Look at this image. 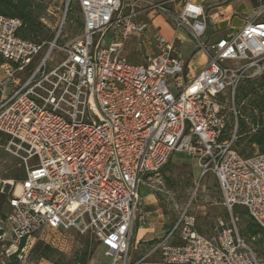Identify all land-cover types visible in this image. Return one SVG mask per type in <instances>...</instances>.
Listing matches in <instances>:
<instances>
[{
  "label": "built area",
  "instance_id": "2783aa9c",
  "mask_svg": "<svg viewBox=\"0 0 264 264\" xmlns=\"http://www.w3.org/2000/svg\"><path fill=\"white\" fill-rule=\"evenodd\" d=\"M75 2L83 28L54 66L65 16L47 44L19 38L21 22L0 17L3 95L8 90L0 99V134L25 172L8 199L11 248L48 231H75L91 236L110 264H132L134 228L152 227L139 189L174 155L186 154L195 158L199 180L214 175L229 221H217L205 237L184 210L149 256L164 264H264L238 235L233 216L244 209L264 236V154L242 156L234 148L236 91L264 75V0L241 29L214 43L204 41L208 18L191 0ZM141 14L164 16L173 37L152 35L155 55L130 65L119 54L132 37L143 44L149 24L135 21ZM182 33L207 61L191 78L179 53ZM224 102L235 119L226 139ZM18 264H27L26 257Z\"/></svg>",
  "mask_w": 264,
  "mask_h": 264
},
{
  "label": "rangeland",
  "instance_id": "374dc122",
  "mask_svg": "<svg viewBox=\"0 0 264 264\" xmlns=\"http://www.w3.org/2000/svg\"><path fill=\"white\" fill-rule=\"evenodd\" d=\"M46 1L50 5L48 20L51 23L50 28L54 36L59 22L64 16L66 18V22H64L61 35L57 43L59 49L55 50L50 58L49 65L54 66L64 58L61 50L63 45L70 40L76 39L81 34L80 25L82 23V17L78 4L75 0H70L69 3L68 0ZM70 3L71 8L68 11ZM248 15V12L239 11L232 22V26L237 28L241 23H243L244 18ZM223 29L225 30V28ZM224 30L222 32H224ZM222 32L220 31V33ZM163 34L169 36L170 31L167 28H163ZM182 34L184 41L181 45L180 54L183 59H189L193 45L191 39L185 33ZM110 39L111 36L107 35L105 38V47L109 46ZM48 50L49 46H46L44 51L40 54V59L45 56ZM119 57L130 65H134L138 61H141V57L131 52L128 47L124 48L120 52ZM35 65L36 64L28 68L27 72L33 69ZM27 75L28 73L17 78H19L22 82ZM2 83L3 77L0 71V99L8 93L7 90L3 95ZM234 104L236 111L238 112L239 110L236 105V98L234 100ZM224 105V115L226 116L228 127L233 129L235 126V119L230 112L231 103L224 102ZM238 121L239 116L237 119V128ZM5 140L6 138L0 135V196H6L9 199L14 194L15 188L18 185L15 181V177L20 176L23 178L25 172L17 153L7 148ZM244 148L245 146L243 144L242 147L238 149V152H241ZM256 153L257 151L252 153L248 149L244 151V155L246 156H251ZM171 161L158 174L145 178L143 184L152 189L153 193L157 197L160 207L168 214H171L175 221L184 210H187L196 219V229L205 236H212L215 233L218 219L224 223H228L229 221V217L224 207L221 205L220 192L214 175L208 173L204 178L199 180L200 169L196 160L186 154H176L173 156V161L176 165L172 164ZM239 209L242 212L245 211L242 208ZM235 210L236 208L233 210V216L238 235L259 258H264V244L261 247H257L252 241L243 236L242 230L245 220H243V217L237 216ZM7 213L8 206H5L4 218L0 216V230L2 231V240L0 242L4 246V250H7L9 254H12L14 253V249L11 248L12 241L10 237V230L5 221ZM246 218L248 219L247 215ZM86 241L89 242L90 250H92L93 255L99 252L104 256V249L100 247L91 236L80 235L75 231H48L42 236L35 235L25 241L24 248L20 250L19 253L20 257H26L27 264H77V261L81 259L80 253L83 250ZM36 243L49 245L56 251V254L52 256L51 262L44 260L40 262L35 261V256L32 255L31 250ZM157 257L159 258L160 264H164L160 257ZM3 261L4 259L1 257L0 264Z\"/></svg>",
  "mask_w": 264,
  "mask_h": 264
},
{
  "label": "trees",
  "instance_id": "16d2710c",
  "mask_svg": "<svg viewBox=\"0 0 264 264\" xmlns=\"http://www.w3.org/2000/svg\"><path fill=\"white\" fill-rule=\"evenodd\" d=\"M70 8L71 3L68 7V11ZM49 13L50 5L46 0H0V17L19 20L21 22V28L17 36L35 44H47L54 38L50 28L51 23L48 20ZM80 26L82 31L83 22ZM5 63L6 62L0 57V68L5 65ZM235 98L239 110L238 128L236 132V141L234 143L235 150L238 152V149L244 144L245 148L241 152H238L240 155L246 156L244 155L246 149L252 153L257 151L258 154H264V75L256 80H245L237 89ZM232 130L233 129L229 128L227 124L223 139L228 138ZM5 138V143L7 144L8 138ZM24 177H15L16 183L22 181ZM5 206H8V198L6 196H0V216L2 218H4ZM235 212L237 216H241L244 218L243 220H245L242 230L243 236L252 241L255 246L261 247L264 244L262 230L249 218H246V211L242 212L239 208H236ZM1 232L0 230V237L2 234ZM25 241L26 240L22 241L17 251L10 254L8 257L5 255V250L2 249L3 245L0 242V258L2 257L4 259L2 263L18 264L20 257L19 252L24 248ZM156 242L157 241L152 242L150 244L151 247ZM31 253L35 256L36 262L43 260L51 262L52 256L56 254V251L49 245L36 243ZM80 254L81 259L77 261V264L91 263L93 253L92 250H90L88 241L85 242L84 248Z\"/></svg>",
  "mask_w": 264,
  "mask_h": 264
},
{
  "label": "crops",
  "instance_id": "0c3cea01",
  "mask_svg": "<svg viewBox=\"0 0 264 264\" xmlns=\"http://www.w3.org/2000/svg\"><path fill=\"white\" fill-rule=\"evenodd\" d=\"M156 2H168L170 0H153ZM192 2L200 5L205 12L207 20V33L204 41L214 43L223 38L225 35L236 32L244 25L247 19H249L253 13L254 8L257 5V0H191ZM248 12L246 16L237 28L232 26L234 18L238 12ZM210 12V13H209ZM137 22H148L149 31L143 36V44L139 47L138 39L132 37L125 43L124 48L128 47L131 52L141 57V61H138L134 65L144 64L147 57H153L155 55V44L152 40V35L159 34L167 40H171L173 37V29L162 15L158 14H141L135 18ZM163 28H167L170 31V35L163 34ZM225 28V30L223 29ZM224 30V32H222ZM220 31L222 33H220ZM184 41L183 34H181V44L179 46V53H181V45ZM122 49V50H123ZM121 50V51H122ZM140 50V51H139ZM181 56V54H180ZM182 58V56H181ZM183 59V58H182ZM187 65L188 76L194 77L206 66V58L200 53H194V48L190 52L189 59H183ZM187 72V71H186ZM172 164L175 162L171 161ZM176 165V164H174ZM142 209L144 215L148 221L152 224L151 228H142L136 226L134 228L131 244H130V261L132 264H160L159 258L156 255L149 256L151 250V243L162 239L175 224V219L171 214H168L159 205L156 195L146 185H142L139 189ZM222 205V204H221ZM223 206V205H222ZM225 209V208H224ZM226 211V210H225ZM227 213V212H226ZM228 215V214H227ZM217 221H221L218 219ZM223 222V221H222ZM197 230V229H196ZM197 232L202 235L198 230ZM210 237V236H205ZM3 264V263H1ZM90 264H110V260L101 255L99 252L94 254Z\"/></svg>",
  "mask_w": 264,
  "mask_h": 264
},
{
  "label": "bare ground",
  "instance_id": "6f19581e",
  "mask_svg": "<svg viewBox=\"0 0 264 264\" xmlns=\"http://www.w3.org/2000/svg\"><path fill=\"white\" fill-rule=\"evenodd\" d=\"M18 192H19V187L16 188V194H18Z\"/></svg>",
  "mask_w": 264,
  "mask_h": 264
}]
</instances>
